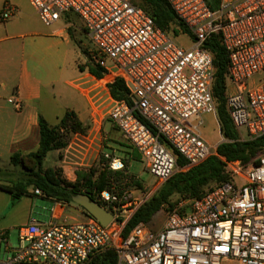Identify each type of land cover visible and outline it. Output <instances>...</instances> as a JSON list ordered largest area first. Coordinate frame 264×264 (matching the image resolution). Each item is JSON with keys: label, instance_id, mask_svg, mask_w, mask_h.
<instances>
[{"label": "built area", "instance_id": "2783aa9c", "mask_svg": "<svg viewBox=\"0 0 264 264\" xmlns=\"http://www.w3.org/2000/svg\"><path fill=\"white\" fill-rule=\"evenodd\" d=\"M26 1L45 27L71 13L81 21L94 46L88 63L104 70L105 82L120 79L126 89L125 100L109 97L107 117L158 182L174 174L176 155L186 170L215 153L189 123L216 115L213 56L204 48L213 35L227 57L232 125L246 139L264 136V78L258 77L264 73V0H219L216 10L205 0H166L192 38L187 48L130 0ZM15 11L5 2L0 20ZM104 158L110 171L124 170L122 159ZM224 163L227 181L171 210L163 206L166 220L158 231L138 224L124 235V220L140 202L128 190H103L96 196L113 215L107 227L94 219L30 222L18 229L14 246L0 231V245L9 251L0 264H86L105 250L115 251L118 264H264V150L247 164Z\"/></svg>", "mask_w": 264, "mask_h": 264}, {"label": "crops", "instance_id": "0c3cea01", "mask_svg": "<svg viewBox=\"0 0 264 264\" xmlns=\"http://www.w3.org/2000/svg\"><path fill=\"white\" fill-rule=\"evenodd\" d=\"M5 2L11 3L16 11L9 20H0V185L13 183V155L25 156L37 151L39 117L49 126H55L66 111L76 114L87 128L86 133L73 134L65 149L48 152L43 167L54 169L60 166L66 183L73 184L77 180L78 168L88 167L89 162L97 170L103 168L106 163L102 157L100 159V154H106L103 147L107 141L112 146L126 141L109 120L110 124L107 126L101 120L98 121L102 112L109 108L108 83L102 78L93 77L87 68L79 67L84 59L81 54L83 52L77 45L81 44L77 35H86L80 20L77 24L68 14L52 26L45 27L26 0H0V13ZM51 112H55L54 124L47 121V115ZM212 116L216 121L215 116ZM204 117H194L189 123L216 149L220 142L211 144L200 131ZM217 126L219 130L218 122ZM51 153L57 160L53 165H47L46 158ZM68 154L74 156L71 163L65 159ZM59 156L65 158L59 160ZM131 160L141 161L133 147L128 161ZM84 161L87 162L84 164ZM22 176L26 180V173H21ZM28 192L31 196H22L10 207V195L0 190V231L6 233L9 242L13 231L17 233L19 228L30 222L41 225L51 222L71 224L86 223L93 219L73 202L47 199L42 194L35 195L31 189ZM35 197L52 204V213L45 221L33 214ZM56 210H59V214H55ZM2 246L0 245V261H4L3 257L9 254L5 250L4 255L2 254Z\"/></svg>", "mask_w": 264, "mask_h": 264}, {"label": "trees", "instance_id": "16d2710c", "mask_svg": "<svg viewBox=\"0 0 264 264\" xmlns=\"http://www.w3.org/2000/svg\"><path fill=\"white\" fill-rule=\"evenodd\" d=\"M130 2L142 8L151 17L155 25L167 32L171 38L179 35H187V29L177 19L166 0H134ZM211 10H216L218 0H205ZM204 48L213 56L215 73L212 83V96L216 104V117L220 135L224 139L203 163L186 170L174 173L165 181L155 194L142 204L126 221L123 234L126 235L138 224H148L152 217L158 213L164 205L171 210L176 203H171V198L178 195L184 199H198L210 185H216L227 181L229 178L225 170L224 161H240L249 163L256 155L264 150V136L255 139L240 140L237 130L232 125L226 108V93L228 87L227 57L220 45L218 35H213L205 43ZM88 72L95 78L101 79L104 70L96 65L89 64ZM110 96L114 100H125L126 89L120 79L108 84ZM39 146L36 152L21 156L15 154L11 157V163L16 166L20 163H32V169L26 172V180L0 185V190L8 193L11 197L10 207H13L22 196H31L28 192L30 187L38 189L44 198L72 202V197L77 194H86L91 200L102 207L106 205L97 199V194L106 188L110 176L117 174L106 168L99 172L78 173L75 183H62L54 169L44 168L43 163L48 152L65 149L73 134L84 135L86 127L79 121L73 111H66L55 126H49L39 117ZM185 161L176 155L178 168L185 166ZM96 171V170H95ZM96 174V175H95ZM86 264H118L117 255L113 250H105L94 255Z\"/></svg>", "mask_w": 264, "mask_h": 264}, {"label": "rangeland", "instance_id": "374dc122", "mask_svg": "<svg viewBox=\"0 0 264 264\" xmlns=\"http://www.w3.org/2000/svg\"><path fill=\"white\" fill-rule=\"evenodd\" d=\"M132 2L136 3L137 1L132 0ZM69 16L77 24L80 23L76 15L71 13L69 14ZM77 37L79 38V40H81V44L77 43V45L80 47L81 52H83L81 54L83 55V59H84V61L81 63V65H79V67L82 69H85V68H88L89 66L88 59H87V52L93 49L94 46L91 43V41L88 39V37L84 35L83 33H78ZM174 40L178 46L183 47V48H187L191 45V39L187 35H179L176 38H174ZM106 64L107 66H109L110 62L107 61ZM258 77L264 78V73L259 74ZM227 92H230V86L229 88H227ZM107 112L108 110L103 111L102 115H100V119L98 120V121L101 120L104 126H107V124H110L108 121L109 119L107 117ZM54 118H55V112H51L49 115H47V121L50 122L51 124H54L55 122ZM215 118L217 119L216 115H215ZM200 131L203 137L211 144H214L217 141H219L220 143L224 141L222 136L219 134L217 120L215 121L212 115L204 117L203 124L200 126ZM238 134H239L240 140L246 139V135L244 133H238ZM107 142L108 143L105 144L103 147L105 148L106 155L122 159V161L125 163V168L122 172H114L117 174L110 176L109 182L106 184V188L104 190L113 189L117 193H120L122 190H128L131 192L132 196L136 199V201L138 203L140 202L139 205L141 206L155 194V192L160 188V186L163 183H160L155 178H153L148 173V171L144 168V163H142L141 161L139 160H131L130 162L128 161L129 155L131 154V151H132V147L125 140L121 141L120 145L118 146H112L109 141ZM52 155L53 154L51 153L49 156H47L45 164L53 165L54 162H56L57 158L53 157ZM101 157H102V160L105 159L104 154H100V159ZM63 158L65 157L59 156V160H63ZM65 159L66 161H69V163H71V160H74V156L71 154H68ZM86 162L87 161H84V164ZM32 167L33 166L31 162H27L26 164L23 162L16 166L12 165V170H11L12 171V174H11L12 182L13 183L17 181L24 182L25 179L23 176L21 177V173L23 174V173H26L28 170L30 171ZM71 167H74V166L71 165ZM104 168L109 170L106 164H104L102 169ZM54 170L59 180H61L62 183L66 182L62 168L60 166H57L54 168ZM90 171L99 172L100 170H97V167L94 165H91L90 162H89L88 167L78 168V173L84 174ZM177 171H180V168H178L176 165L174 173H176ZM7 185H10V184H7ZM213 186L215 185L213 184L207 187L205 189V192L209 190L210 188H212ZM30 189L33 190L32 187H30ZM183 200L185 199L178 195H174L170 201L171 203H176L177 205L180 201H183ZM58 212L59 210H56L55 214H59ZM51 213H52V204L50 202L41 200L37 197L34 198L33 214L36 218H38L41 221H45L47 217L50 216ZM128 219L124 221L126 222ZM165 220H166V212L163 209H161L158 213H156L152 217L148 226L154 231L160 230L162 226L164 225ZM16 235L17 233L15 231L11 233L10 242L12 245H16V237H17ZM4 253H5L4 247L2 246V254L4 255ZM5 259L6 257H3V260Z\"/></svg>", "mask_w": 264, "mask_h": 264}, {"label": "water", "instance_id": "95a60500", "mask_svg": "<svg viewBox=\"0 0 264 264\" xmlns=\"http://www.w3.org/2000/svg\"><path fill=\"white\" fill-rule=\"evenodd\" d=\"M72 202L81 207L90 217L102 227H107L113 220V215L106 208L90 199L86 194H77L72 197Z\"/></svg>", "mask_w": 264, "mask_h": 264}]
</instances>
